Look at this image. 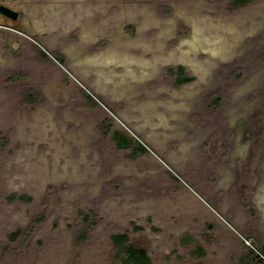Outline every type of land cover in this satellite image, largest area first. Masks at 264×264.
<instances>
[{
    "label": "rangeland",
    "instance_id": "rangeland-1",
    "mask_svg": "<svg viewBox=\"0 0 264 264\" xmlns=\"http://www.w3.org/2000/svg\"><path fill=\"white\" fill-rule=\"evenodd\" d=\"M36 1L0 24V264H122L115 233L150 264H243L264 0Z\"/></svg>",
    "mask_w": 264,
    "mask_h": 264
},
{
    "label": "trees",
    "instance_id": "trees-1",
    "mask_svg": "<svg viewBox=\"0 0 264 264\" xmlns=\"http://www.w3.org/2000/svg\"><path fill=\"white\" fill-rule=\"evenodd\" d=\"M250 0H232V4L235 6L242 5L247 3ZM178 82L183 83L186 81H189L191 79L190 76H187L183 72V68H178ZM86 95L90 97V95L86 92ZM92 99V98H91ZM113 137L117 138L119 137L120 140V146L126 147L128 144V138L125 136H121L120 132L118 130L113 131ZM138 150L143 151L144 147L138 143L137 146ZM17 234V233H16ZM13 234V238H15ZM111 239L115 246L118 249V256L120 260L122 261V264H150V257L143 247L134 246L129 243L128 237L124 233H115L112 234ZM247 248L246 254L243 257H240L238 261L242 262L243 264H264V253H261V255L258 254L260 248H258L256 245L252 244L251 247L244 244ZM256 249V250H254ZM258 251V252H257ZM245 257V259H244Z\"/></svg>",
    "mask_w": 264,
    "mask_h": 264
},
{
    "label": "crops",
    "instance_id": "crops-1",
    "mask_svg": "<svg viewBox=\"0 0 264 264\" xmlns=\"http://www.w3.org/2000/svg\"><path fill=\"white\" fill-rule=\"evenodd\" d=\"M21 2L23 4H21ZM38 1L36 0H0V7L1 6H6L8 8H10L11 10L15 11L17 13V15L15 16V18L8 16L6 14H4L1 10H0V24L3 26H6L7 28L13 27L15 25H17L19 23V20L24 19V17H27L26 13H29L27 7L29 6V4H33V3H37ZM18 22V23H17ZM19 26H24L23 29L25 32L28 30V28L26 27V25H24V23H20L18 24ZM34 38H36V40H39V36H42L43 33L41 32L39 33H32L31 34ZM37 45V44H36ZM251 214H250V224H249V230L248 232L244 233V237L250 239L251 243L246 244L247 246L251 247L252 244L256 245L258 248H260L261 252L257 251L259 255L262 256L261 253H264V240L261 239L262 237L257 236L256 233L253 230L252 226V221H251ZM255 229V228H254ZM256 250V249H254ZM263 257V256H262Z\"/></svg>",
    "mask_w": 264,
    "mask_h": 264
},
{
    "label": "water",
    "instance_id": "water-1",
    "mask_svg": "<svg viewBox=\"0 0 264 264\" xmlns=\"http://www.w3.org/2000/svg\"><path fill=\"white\" fill-rule=\"evenodd\" d=\"M0 10H1L4 14H6V15H8V16H11V17H13V18H15V16L17 15V13H16L15 11L11 10L10 8H8V7H6V6H1V7H0Z\"/></svg>",
    "mask_w": 264,
    "mask_h": 264
}]
</instances>
